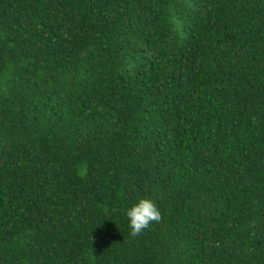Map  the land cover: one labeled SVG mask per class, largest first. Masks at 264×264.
Segmentation results:
<instances>
[{
    "label": "trees",
    "instance_id": "trees-1",
    "mask_svg": "<svg viewBox=\"0 0 264 264\" xmlns=\"http://www.w3.org/2000/svg\"><path fill=\"white\" fill-rule=\"evenodd\" d=\"M0 264H264V0H0Z\"/></svg>",
    "mask_w": 264,
    "mask_h": 264
},
{
    "label": "clouds",
    "instance_id": "clouds-1",
    "mask_svg": "<svg viewBox=\"0 0 264 264\" xmlns=\"http://www.w3.org/2000/svg\"><path fill=\"white\" fill-rule=\"evenodd\" d=\"M127 216L133 236L139 235L147 229L151 222H162L161 212L150 199H141L138 204L128 210Z\"/></svg>",
    "mask_w": 264,
    "mask_h": 264
}]
</instances>
